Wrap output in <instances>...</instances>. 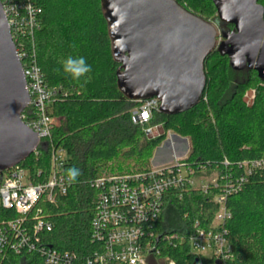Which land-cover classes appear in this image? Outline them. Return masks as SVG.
Returning <instances> with one entry per match:
<instances>
[{"label": "trees", "instance_id": "16d2710c", "mask_svg": "<svg viewBox=\"0 0 264 264\" xmlns=\"http://www.w3.org/2000/svg\"><path fill=\"white\" fill-rule=\"evenodd\" d=\"M178 1L207 20L217 13L213 0ZM34 2L41 8L34 35L37 57L47 83L56 90L50 112L58 120L51 138L21 163L34 176L42 170L37 179H44L52 169L53 148L58 146L67 154L64 173L70 168L80 171L66 194H57L54 201L43 197L37 204L53 225L41 234L43 243L75 254L70 264H88L87 257L98 247L91 237L97 200L91 181L104 173L150 170L153 149L164 135L150 138L146 129L163 124L165 132L189 136L191 150L184 161L217 172L218 184H210L206 191L187 189L182 198L176 193L167 196L156 223L162 235L158 256L177 264H192L196 259L197 264H213L217 258L194 253L189 238L198 228L210 226L219 208L214 197L230 187L225 201L231 211L226 222L230 252L224 264H264V169L247 171L240 164L264 157V78L255 69H233L229 56L215 48L206 60L208 83L198 104L178 114L155 111L149 123L137 124L132 110L140 100L129 98L118 85L121 63L113 54L102 0ZM259 2L264 6V0ZM226 24L228 31L234 29ZM68 57H84L91 71L72 79L63 69ZM252 88L256 95L247 103L244 95ZM113 160L119 171H113ZM1 214L13 217L15 211ZM168 234L178 238L167 239ZM152 260L156 261L151 258L150 264H156ZM0 264L48 263L38 251L26 250L0 254Z\"/></svg>", "mask_w": 264, "mask_h": 264}, {"label": "built area", "instance_id": "2783aa9c", "mask_svg": "<svg viewBox=\"0 0 264 264\" xmlns=\"http://www.w3.org/2000/svg\"><path fill=\"white\" fill-rule=\"evenodd\" d=\"M3 3L30 94L22 119L42 142L51 138L58 119L50 112L56 90L46 81L34 42L35 32L40 27L41 8L34 0H5ZM160 104L158 97L140 100V105L132 110L133 122L146 125L154 112L160 110ZM37 149L34 152L37 153ZM66 156L63 148L54 147L52 169L48 177L41 180L37 177L44 173L42 170L34 176L21 162L0 170V254L35 250L48 264H70L74 260L75 254L43 243L41 234L51 230L53 225L37 205L43 197L54 201L57 194L67 193L69 180L63 171ZM240 164L247 171L264 169V157L247 159ZM213 172L206 166L196 168L180 158L152 166L148 171L104 173L93 179L91 186L97 191V200L91 237L98 247L87 257V263L150 264L151 258L156 260L162 237L156 223L167 196L176 193L182 198L185 190L199 187L208 190L210 184H218V173L216 181L204 180L202 174ZM230 190L227 187L214 197L219 208L210 226L198 228L189 238L194 253L217 258L213 264H224L230 252L226 222L231 211L225 203ZM11 209L15 211L13 217L1 214L2 210ZM165 238L172 240L178 235L168 234ZM169 264L177 263L169 260Z\"/></svg>", "mask_w": 264, "mask_h": 264}, {"label": "water", "instance_id": "95a60500", "mask_svg": "<svg viewBox=\"0 0 264 264\" xmlns=\"http://www.w3.org/2000/svg\"><path fill=\"white\" fill-rule=\"evenodd\" d=\"M218 18L234 25L217 46L215 23L178 0H102L118 69L131 99L160 98V111L178 114L198 104L208 78L206 60L219 48L235 70L264 78V6L259 0H213ZM217 20V19H216ZM30 102L22 61L0 0V170L27 159L41 139L22 119ZM163 135V124L146 129ZM197 259L192 264H197Z\"/></svg>", "mask_w": 264, "mask_h": 264}, {"label": "rangeland", "instance_id": "374dc122", "mask_svg": "<svg viewBox=\"0 0 264 264\" xmlns=\"http://www.w3.org/2000/svg\"><path fill=\"white\" fill-rule=\"evenodd\" d=\"M218 14L211 16L209 20L213 21L218 29V38H217V46H220L222 41L225 39L224 33H228V26L225 22L221 21L219 18L213 20L215 16ZM244 75L239 76L243 78ZM256 95V89L252 88L247 90L245 93V99L247 103H251ZM159 125V124H157ZM153 125V126H157ZM152 127V126H149ZM148 127V128H149ZM164 138L161 140L159 144L153 149L152 157L150 159V163L153 166L160 165L162 163H172L180 158H186L191 150V141L189 136L179 135L173 130H168L164 134ZM159 135H155L153 138L158 137ZM117 160H113L111 162L113 171H119L117 168ZM125 165V164H123ZM126 167V166H125ZM124 169V168H123ZM122 171V169H121ZM204 180L216 181L217 172H213L211 174H202ZM207 177V178H206ZM152 262L156 264H169V260L166 257L157 256L156 261L152 260Z\"/></svg>", "mask_w": 264, "mask_h": 264}, {"label": "clouds", "instance_id": "9594fccd", "mask_svg": "<svg viewBox=\"0 0 264 264\" xmlns=\"http://www.w3.org/2000/svg\"><path fill=\"white\" fill-rule=\"evenodd\" d=\"M63 69L66 74L72 77V79L79 80L91 71V66L87 64L84 57H68L64 61ZM79 175L80 171L77 168H70L67 170V176L70 183L75 182Z\"/></svg>", "mask_w": 264, "mask_h": 264}, {"label": "crops", "instance_id": "0c3cea01", "mask_svg": "<svg viewBox=\"0 0 264 264\" xmlns=\"http://www.w3.org/2000/svg\"><path fill=\"white\" fill-rule=\"evenodd\" d=\"M162 164H164V163H162ZM154 166V165H153Z\"/></svg>", "mask_w": 264, "mask_h": 264}]
</instances>
